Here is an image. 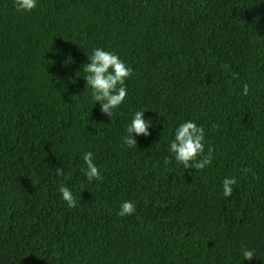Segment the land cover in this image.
<instances>
[{
    "label": "trees",
    "instance_id": "trees-1",
    "mask_svg": "<svg viewBox=\"0 0 264 264\" xmlns=\"http://www.w3.org/2000/svg\"><path fill=\"white\" fill-rule=\"evenodd\" d=\"M95 48L133 70L110 117L81 70ZM140 110L152 126L128 148ZM187 121L203 170L169 152ZM0 264H264V0H0Z\"/></svg>",
    "mask_w": 264,
    "mask_h": 264
},
{
    "label": "clouds",
    "instance_id": "clouds-1",
    "mask_svg": "<svg viewBox=\"0 0 264 264\" xmlns=\"http://www.w3.org/2000/svg\"><path fill=\"white\" fill-rule=\"evenodd\" d=\"M13 7L17 12L28 13L37 7V0H13ZM87 57L89 63L81 66V70L85 74L83 75L85 85L91 90V99L95 103L100 102L101 113L110 117L127 96L125 80L133 75V70L117 54L101 48L93 49L91 55ZM49 62L53 63V61ZM248 91V85L244 84L242 94L248 95ZM144 113L143 110L136 111L126 126V134L122 137V143L128 148L136 147L133 134L145 137L149 135L148 128L152 124L151 120L146 122L143 119ZM204 140V128L202 126L198 127L193 121L181 123L174 131V139L170 143L169 152L174 156L175 161L183 165L185 169L203 170L211 164L213 153L211 147L205 153ZM83 161L85 165L84 175L88 181L103 179L100 170L94 163L91 152H86L83 155ZM165 162L170 163L171 161L165 158ZM55 171L58 176L63 175L62 168H57ZM243 171L247 173L250 169L245 168ZM236 183L235 178H225L222 181V191L225 198L231 196L232 186ZM58 191L68 208L77 206V198L73 196L68 187L61 185ZM134 212L135 204L132 201H125L120 205L117 215L120 217L130 216ZM242 256L244 260H251L254 258V252L244 249Z\"/></svg>",
    "mask_w": 264,
    "mask_h": 264
}]
</instances>
